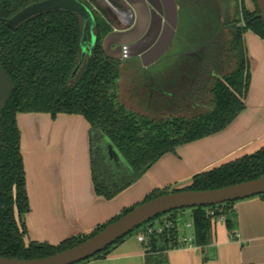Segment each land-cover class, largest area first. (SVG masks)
Instances as JSON below:
<instances>
[{"label": "trees", "instance_id": "1", "mask_svg": "<svg viewBox=\"0 0 264 264\" xmlns=\"http://www.w3.org/2000/svg\"><path fill=\"white\" fill-rule=\"evenodd\" d=\"M42 1L45 0H0V67L10 75L15 85L0 114V256L8 258L36 259L71 248L94 236L132 208L123 209L111 221L99 225L89 234L69 237L58 244L27 243L24 216L30 211V202L18 114L46 113L52 118L58 114L83 116L90 125L94 190L97 195L110 200L137 182L165 154L174 152L180 145L220 132L235 120L245 108L251 82L250 59L243 35L251 31L264 39V24L258 16L256 0H253V11L241 1L238 13H241L242 20L237 24L231 23L229 45L225 52L218 54L221 60L223 57L236 61V66L199 89L203 96L202 106H208V109L194 115L174 113L152 117L128 109L119 98L121 60L110 57L104 50L103 40L112 32V27L94 9L92 4L96 0H77L91 10L95 20V44L83 58V22L77 13L46 11L15 27L6 24L22 9ZM241 21L243 25H240ZM217 64L223 65L222 61ZM205 73L206 70L202 75ZM196 84L200 86V83ZM109 144L113 146L112 152ZM262 176L264 147L196 174L182 189L170 190L167 187L154 191L144 201L154 198L157 192L219 189ZM234 203L192 208V243L207 246L211 241L213 221L217 219L222 218L226 228L234 230ZM183 210L167 212V219L173 227L162 234L148 236L143 243L146 264H168L166 252L180 246ZM152 220L148 223L153 224ZM131 233L77 264L105 259Z\"/></svg>", "mask_w": 264, "mask_h": 264}, {"label": "crops", "instance_id": "2", "mask_svg": "<svg viewBox=\"0 0 264 264\" xmlns=\"http://www.w3.org/2000/svg\"><path fill=\"white\" fill-rule=\"evenodd\" d=\"M222 1L227 3L228 13H221L218 20L220 25H226L233 19L236 0ZM177 10L178 31V6ZM217 33L210 30L201 37L200 47L186 54L199 51L197 57L202 56L209 62L206 61V65L213 66L211 61L218 62L219 56L215 49L219 42H213ZM243 39L251 68L244 110L222 131L180 145L174 152L165 154L137 182L110 200L97 195L94 190L90 125L83 116L58 114L52 118L46 113L18 114L30 202V211L24 216L28 231L26 242L58 244L69 237L89 234L99 225L111 221L123 209L142 203L154 191L190 184L196 174L264 147V39L251 31H247ZM168 49L155 64L148 68L142 65L141 70L134 69L145 72L137 87L143 90L145 98L141 106L148 104L146 100L157 101L154 109L151 108L153 113L160 111L158 107L162 110L169 106L172 110L179 101L191 106L200 105L203 99L200 87L205 85V88L213 78L223 75L219 74L218 67L207 71L204 76L202 68L195 71L194 67H188L185 71L178 63L173 68H158L156 64L169 56ZM183 54L185 52L173 55ZM128 59L140 60V57ZM183 73L188 80L181 81ZM180 86H185L182 88L185 93L180 92ZM137 92L140 100L142 97ZM233 208L235 229L229 231L223 219L219 224L217 220L213 221L211 241L207 246L190 242L194 230L187 237V231L181 228L180 246L165 254L168 264H264V196L238 200ZM83 264H146V249L134 232L105 259Z\"/></svg>", "mask_w": 264, "mask_h": 264}, {"label": "water", "instance_id": "3", "mask_svg": "<svg viewBox=\"0 0 264 264\" xmlns=\"http://www.w3.org/2000/svg\"><path fill=\"white\" fill-rule=\"evenodd\" d=\"M125 1L135 11L136 17L129 28L112 31L104 38V50L115 59L140 57L143 67L148 68L160 60L175 37L178 25L176 1L155 0L154 3L151 0ZM149 6L153 13L152 20ZM256 6L259 10L258 16L264 24V0H256ZM54 10L71 11L81 17L83 22L81 48H83L91 38V29L94 32L95 20L91 10L77 0H45L32 4L7 20L6 24L15 27L32 16ZM154 13L158 15V19L154 17ZM164 14L166 16H163ZM93 38L95 40V34ZM94 44L95 41L92 46ZM113 45L117 48L113 49ZM92 46L84 52L82 50V53L85 54L86 50L89 52ZM14 89L15 85L10 75L0 67V114L5 109ZM109 149L113 151L111 144ZM262 194H264V176L219 189L180 190L167 194L157 192L154 198L132 207L127 214L80 244L36 259L0 256V264H77L103 251L118 239L160 214L185 208L222 205Z\"/></svg>", "mask_w": 264, "mask_h": 264}, {"label": "rangeland", "instance_id": "4", "mask_svg": "<svg viewBox=\"0 0 264 264\" xmlns=\"http://www.w3.org/2000/svg\"><path fill=\"white\" fill-rule=\"evenodd\" d=\"M96 1L98 3L97 8L101 12L104 13L103 14L104 17L110 22H112L117 29L126 27L123 24H120L115 20V15L113 11L108 8V5L105 0H96ZM241 1H243V3L245 4L248 10L250 11L254 10L255 4L253 0H236L234 3L235 10L233 11V16H232L233 19L230 21V23L226 25L224 24L220 25L219 20H218L220 17V14L228 13V6L226 2L222 0H204V1L203 0H176L177 6L179 9L178 31H177L175 40L173 41L172 45L168 49L167 55L169 56L167 57V59H164L160 63L156 64V66L158 68H163V69L167 66L168 68L169 67L173 68V67H176V65L174 64L178 63V65H180L181 67H184V70L185 68L187 69L188 67H194L195 71L197 70V68H198L197 71H200V69L202 68L203 70L206 69V73L207 71L209 72V70H215V68L218 67L217 70H219L218 71L219 74H224V73H227L228 71L233 70L236 66V61L232 59L228 60V59H223L222 57V60H221V57L219 55L218 62L222 61L223 65L217 66L216 64L217 61L213 59L211 63L214 65L209 66L205 64L207 60L204 61L202 56L197 57L199 54V51L189 53V54H186V53L192 52L197 47H200V43H202L201 37H205L207 35L206 33H208L210 30L212 33L218 32L217 35H215L216 36L215 40L213 39L214 43L219 42L218 48H215L216 52L220 54L225 52V50L227 49V46L229 45L228 42L231 39V35H230L231 29H232L231 23L237 24L239 20H242L241 13H238ZM241 22L242 23L240 25H243L244 22L243 21ZM93 36H94V32L91 29V38L87 43H85L84 47L82 48L83 52L85 49H89L90 46L93 45L95 41ZM214 43L213 45H215ZM206 46L209 47L208 44ZM85 52H86L85 54L82 53L84 57L86 56L88 51L86 50ZM183 52H185V54L183 55H175V56L173 55V54H178V53H183ZM178 60L180 61V63L178 62ZM140 61L141 60L124 58L121 60V63H120L121 72H120V77H119V88H120L119 98L120 100L122 99L121 102L123 101L125 103V106L128 109L135 111V112H140L142 114H148L149 116H152V117L169 116L170 114H174V113L194 115L202 111H206L208 109V106H202V103L200 105L191 106L190 104L188 105L186 103L184 104L182 101L181 102L179 101L178 106L175 105V107H173L172 110L169 109V106L164 107V109L162 108V110L160 109V107H158L160 111H157L155 113L151 111V108L154 109L155 107L154 102H157L156 100L154 101L146 100L148 104L150 105L145 104L144 106H141L142 104L141 101L144 100L145 98L143 97V93H142L143 90L137 87V85H139L141 80L144 78L143 76L145 75V72L141 73V72H136L134 70L136 68L140 70L143 68ZM171 68H170V71L172 70ZM185 74L186 73L182 74L181 81L182 79L188 80L187 79L188 76H186ZM134 80H137L138 82ZM184 87L185 86H180L181 93L182 92L185 93L182 89ZM137 90L140 92V95L142 97L140 100L138 99V96H137L139 94ZM129 101H131V103H129ZM165 102L166 101H164V104ZM183 105H186V106H183ZM193 108L194 110H192ZM188 185H189L188 183L178 184V185H173L171 188L170 187L169 188L170 190L182 189ZM182 212L184 214V218H183L184 219V229L185 231H187V233L185 232V235L188 237L189 235L193 233L192 217H191L192 208H185ZM166 214L168 213H163L159 217L154 218L152 220L153 224L155 225L161 224L162 221H164L168 217V215ZM217 222L218 224L221 223L220 219H217ZM188 226H190V228H188ZM132 234L133 233H131L130 235Z\"/></svg>", "mask_w": 264, "mask_h": 264}, {"label": "flooded vegetation", "instance_id": "5", "mask_svg": "<svg viewBox=\"0 0 264 264\" xmlns=\"http://www.w3.org/2000/svg\"><path fill=\"white\" fill-rule=\"evenodd\" d=\"M151 1H153V3H154L155 0H151ZM106 3L108 5V8L113 11V13L115 15V20L118 23L123 24L124 26H126V27L117 29L112 22H110L109 20H107L105 18L108 21V23L110 24V26L112 27V31L125 30V29L129 28L131 23L134 21V19L136 17V13L132 9V7L129 5V3H127V1H125V0H106ZM92 5H93L94 9H96L100 14H102V15L104 14L103 12H101L97 8V5H98L97 1L94 2V4H92ZM156 5L159 6V4H156ZM149 8L151 10V20H152L153 19V13H152L151 6H149ZM163 16H166V14H164ZM154 17L156 19H158V15L156 13H154ZM154 23H155V21H154ZM176 33H177V30H176ZM112 48L116 49L117 46L113 45ZM120 60H122V59H120Z\"/></svg>", "mask_w": 264, "mask_h": 264}, {"label": "built area", "instance_id": "6", "mask_svg": "<svg viewBox=\"0 0 264 264\" xmlns=\"http://www.w3.org/2000/svg\"><path fill=\"white\" fill-rule=\"evenodd\" d=\"M172 227H173V223L167 218L163 221V223L158 224V225L147 223L144 226H142L140 230L136 232V238L141 243H145L148 236L153 235V234H162L165 230H169ZM189 241H192V240H189Z\"/></svg>", "mask_w": 264, "mask_h": 264}]
</instances>
